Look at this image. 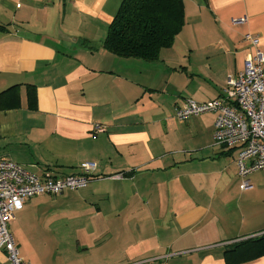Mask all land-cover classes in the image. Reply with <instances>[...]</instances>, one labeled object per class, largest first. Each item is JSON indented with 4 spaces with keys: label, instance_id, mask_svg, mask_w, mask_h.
<instances>
[{
    "label": "crops",
    "instance_id": "obj_1",
    "mask_svg": "<svg viewBox=\"0 0 264 264\" xmlns=\"http://www.w3.org/2000/svg\"><path fill=\"white\" fill-rule=\"evenodd\" d=\"M121 1L0 0V93L19 86L21 105L0 110V159L37 176L96 164L75 195L84 215L66 212L77 225L39 236L21 213L9 223L16 249L30 264H225L228 246L264 233V171L241 191L237 153L212 140L216 116L176 119L184 130L160 133L155 100L171 95L176 113L185 100L220 98L252 53L245 34L264 55V0H184V27L153 62L103 49ZM94 125L104 131L93 135Z\"/></svg>",
    "mask_w": 264,
    "mask_h": 264
},
{
    "label": "built area",
    "instance_id": "obj_2",
    "mask_svg": "<svg viewBox=\"0 0 264 264\" xmlns=\"http://www.w3.org/2000/svg\"><path fill=\"white\" fill-rule=\"evenodd\" d=\"M247 17L231 19V26L240 27ZM243 40L251 47L243 64V70L229 77L223 95L215 100L196 103L185 100L176 109L175 118L186 122L188 118L214 114L213 141L223 151H235L239 189L251 188L248 175L264 171V55L257 36L245 34ZM1 115V112H0ZM104 131L94 125L93 135ZM96 164L84 162L78 174L60 176L45 172L37 176L21 165L0 159V250L5 252L10 264H30L19 256L9 223L15 220L16 212L22 210L28 198L49 195L58 196L66 191L85 189L93 179Z\"/></svg>",
    "mask_w": 264,
    "mask_h": 264
},
{
    "label": "trees",
    "instance_id": "obj_3",
    "mask_svg": "<svg viewBox=\"0 0 264 264\" xmlns=\"http://www.w3.org/2000/svg\"><path fill=\"white\" fill-rule=\"evenodd\" d=\"M184 0H122L104 39L103 49L123 59L157 61L172 47L185 24ZM26 108L36 111V90L25 85ZM19 86L0 93V110L20 108ZM225 264H248L264 257V233L223 251Z\"/></svg>",
    "mask_w": 264,
    "mask_h": 264
},
{
    "label": "rangeland",
    "instance_id": "obj_4",
    "mask_svg": "<svg viewBox=\"0 0 264 264\" xmlns=\"http://www.w3.org/2000/svg\"><path fill=\"white\" fill-rule=\"evenodd\" d=\"M176 54H178L177 62H180V59L183 58V55H185L184 52L179 51ZM179 64V63H177ZM176 66L177 69H179L178 65ZM171 90H169L170 92ZM159 92L158 98L155 100L158 114L157 117V131L160 133L165 132H173V131H181L184 130L182 127L184 125L180 124L175 116V110L173 108V98H171V95H166ZM214 131V129H213ZM201 131H199L200 133ZM63 174L58 173L60 176H66L70 175V173H67V171H62ZM79 191L74 192H66L63 195L58 196H39V197H33L30 200L29 206L27 205L22 212H18L15 215V220L17 221L18 217L22 213L25 223L28 224V229H31V232H33L35 235H39L42 232V228L46 229L44 230L45 235L47 237H52L53 234V228L62 227V228H68L72 225H77L75 221H72L70 218V215L66 212H69L70 209H72L74 206H78L79 212H82L84 215V208L83 203H81L76 198V193H79ZM82 211H81V210ZM24 223V222H23ZM16 228L18 230V227L16 225ZM13 225L10 226V231L13 234L12 236L17 239V233L12 231ZM20 228L18 231L22 230ZM40 236V235H39Z\"/></svg>",
    "mask_w": 264,
    "mask_h": 264
}]
</instances>
